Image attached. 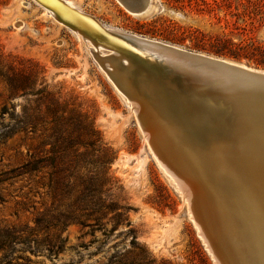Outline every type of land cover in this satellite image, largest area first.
Wrapping results in <instances>:
<instances>
[{"label":"rangeland","instance_id":"374dc122","mask_svg":"<svg viewBox=\"0 0 264 264\" xmlns=\"http://www.w3.org/2000/svg\"><path fill=\"white\" fill-rule=\"evenodd\" d=\"M71 1L109 28L264 70V0H156V11L143 18L132 15L118 0ZM43 11L33 0H0V53L10 55L32 93L47 85L66 107L82 113L98 130L113 152L107 167L110 197L129 207L132 232L119 225L109 233L112 213L108 212L103 218L105 234L70 223L62 232L66 241L61 252L31 256L32 260L35 264H105L114 252H124L129 253L125 264H216L191 219L187 199L157 164L132 105L99 67L86 43ZM13 102L19 113L23 101ZM45 110L43 106L41 111ZM42 141L37 134L0 139V172L17 166L28 154L36 156ZM86 168L80 172L90 167ZM31 185L25 177L0 183V225L33 226L38 212L54 211L59 205L43 190L28 194ZM76 196L74 187V195L64 198L56 210L64 212L74 199L71 210L79 215Z\"/></svg>","mask_w":264,"mask_h":264},{"label":"bare ground","instance_id":"6f19581e","mask_svg":"<svg viewBox=\"0 0 264 264\" xmlns=\"http://www.w3.org/2000/svg\"><path fill=\"white\" fill-rule=\"evenodd\" d=\"M33 1L86 43L93 56L108 58L98 61L105 74L104 68L123 85L132 81L128 99L117 91L132 105L157 164L187 199L215 263L264 264V92L242 91L171 54L128 43L120 36L166 44L102 25L71 0L59 1L77 14L73 17L49 0ZM142 4L129 12L143 18L156 11V0Z\"/></svg>","mask_w":264,"mask_h":264},{"label":"trees","instance_id":"16d2710c","mask_svg":"<svg viewBox=\"0 0 264 264\" xmlns=\"http://www.w3.org/2000/svg\"><path fill=\"white\" fill-rule=\"evenodd\" d=\"M10 59V55L0 53V124H3L0 139L37 134L43 141L37 147L36 156L28 154L17 166L0 172V183L25 177L28 185L32 183L28 194L43 190L58 206L64 198L74 195V187L77 188V216L71 210L73 199L64 212L57 211L58 206L54 211L38 212L33 226L0 225V264H35L31 256L50 257L63 250L66 239L62 232L70 223L101 229L105 234L103 218L111 212L109 233L119 225L129 227V207L110 197L111 177L107 167L113 152L92 122L74 108L66 107L47 85L32 93L28 79L14 69ZM33 95L36 99L31 98ZM16 98L23 101L19 113L14 110ZM86 167L90 168L81 173L80 169ZM74 171L79 174L75 175ZM126 232L131 233L132 229L129 227ZM127 254L114 252L105 264H125Z\"/></svg>","mask_w":264,"mask_h":264},{"label":"water","instance_id":"95a60500","mask_svg":"<svg viewBox=\"0 0 264 264\" xmlns=\"http://www.w3.org/2000/svg\"><path fill=\"white\" fill-rule=\"evenodd\" d=\"M38 1L40 3H43V5H45L47 2L45 0H38ZM49 1L55 3L63 11L71 14L72 17L74 15L75 16L77 15L74 11L66 7V5L62 3L61 1L59 0H49ZM142 1L143 0H124L122 1V3L124 5V8L127 11L132 12L136 10H141L143 6ZM120 37L126 42L132 43L136 46H141L144 48L151 47V48L157 49L159 52H162L163 54H171L177 58H180L181 59L180 61L181 63L179 62L180 64L195 66L197 69H199V71L203 75H206L208 77L211 76V78L213 77L217 78L221 82H225L227 85L231 87L240 88L242 89V91H246L250 93L264 92V73L262 72L250 71L245 68H241L236 65L226 63L223 60L210 58L208 56H204L196 52L177 50L174 47L166 45V44L163 45L160 43H154V42H151L145 39L137 40L136 38L129 36V35H122ZM93 57L97 61V63H99L98 61H100L101 63H104V61L105 62L108 61V58L99 60V57L97 55ZM138 62H141V61H138ZM158 62H161V64H164L163 61L158 60ZM100 66L103 67L102 65ZM133 69L134 67L132 66V72H133ZM104 70L106 71V74L109 77V80L114 85V87H117L116 89H118V91L120 90L121 91L120 93L124 95L126 99H128L130 96H128L129 94L126 95V91H127L128 86L133 87L132 81L131 82L124 81L125 85H123V83L118 79V75L113 76V74L107 71V69L104 68ZM248 104L255 105V102H251V103L248 102Z\"/></svg>","mask_w":264,"mask_h":264}]
</instances>
